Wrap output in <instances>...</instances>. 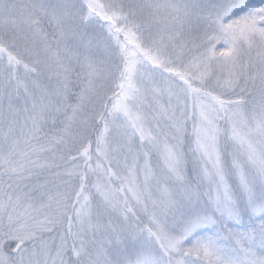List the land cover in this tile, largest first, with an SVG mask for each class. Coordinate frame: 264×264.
<instances>
[{"label": "snow or ice", "instance_id": "obj_1", "mask_svg": "<svg viewBox=\"0 0 264 264\" xmlns=\"http://www.w3.org/2000/svg\"><path fill=\"white\" fill-rule=\"evenodd\" d=\"M0 264H264V0H0Z\"/></svg>", "mask_w": 264, "mask_h": 264}]
</instances>
